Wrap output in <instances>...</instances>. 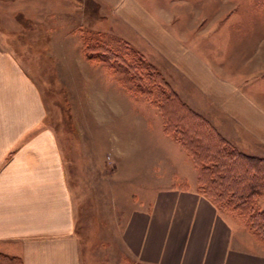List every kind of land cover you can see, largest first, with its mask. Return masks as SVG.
<instances>
[{"label":"crops","instance_id":"1","mask_svg":"<svg viewBox=\"0 0 264 264\" xmlns=\"http://www.w3.org/2000/svg\"><path fill=\"white\" fill-rule=\"evenodd\" d=\"M180 1L95 0L101 14L128 22L166 56L185 87L181 98L188 106L233 145L239 147L244 135L252 142L250 153L263 152L264 83L249 78L264 71V60L249 66L231 53L223 63L198 40L186 44L191 34L200 38L211 28L191 16L190 1ZM215 1L200 0L204 6ZM3 5L0 39L10 36L1 23L15 20V14L46 21L47 0H0ZM47 115L40 87L15 53L0 44V255L20 264H86L78 201ZM172 144L178 165L174 162L168 176L139 178L141 189L125 201L122 227L110 235L108 262L102 264H264V253L252 251L254 239L196 189L192 159Z\"/></svg>","mask_w":264,"mask_h":264},{"label":"rangeland","instance_id":"2","mask_svg":"<svg viewBox=\"0 0 264 264\" xmlns=\"http://www.w3.org/2000/svg\"><path fill=\"white\" fill-rule=\"evenodd\" d=\"M182 1H190L191 16L211 28L200 38L191 34L186 44L198 40L197 45L223 57V63L231 53L249 66L264 60L263 0H213L215 3L207 6L200 0ZM0 10L6 13V5ZM101 12L95 0H47L46 21L15 14V20L1 23L10 36L0 39V44L15 53L46 101V125L58 134L78 201L86 264L108 262L110 235L121 229L124 203L139 193V178L168 176L174 162L178 165L175 142L165 136L162 117L148 100L147 95L154 96L161 86L154 81L169 80L181 100L185 90L166 56L149 39L114 14ZM165 29L170 31L167 26ZM97 46L107 49L96 50ZM89 56L95 61L88 60ZM249 79L264 83V71ZM194 94L190 89L188 95L192 98ZM239 137V147L230 142L239 152L264 157V151L250 153L252 142L244 135ZM182 186L189 187L188 183ZM196 189L200 190L198 181ZM220 212L252 237L239 219L226 210ZM243 233L241 237L246 238ZM254 243L252 251L264 253V245ZM127 264L136 262L128 260Z\"/></svg>","mask_w":264,"mask_h":264},{"label":"trees","instance_id":"3","mask_svg":"<svg viewBox=\"0 0 264 264\" xmlns=\"http://www.w3.org/2000/svg\"><path fill=\"white\" fill-rule=\"evenodd\" d=\"M154 83L161 86L154 96L147 95L148 100L162 117L165 135L192 159L198 172L199 192L220 211L226 210L239 219L256 243L264 245V157L239 152L206 118L184 103L163 77L160 83ZM0 264L20 262L0 255Z\"/></svg>","mask_w":264,"mask_h":264}]
</instances>
